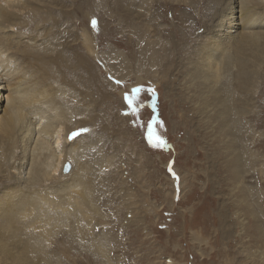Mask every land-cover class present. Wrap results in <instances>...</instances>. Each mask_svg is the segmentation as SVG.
<instances>
[{"label":"rangeland","instance_id":"1","mask_svg":"<svg viewBox=\"0 0 264 264\" xmlns=\"http://www.w3.org/2000/svg\"><path fill=\"white\" fill-rule=\"evenodd\" d=\"M235 1L20 3L0 264H264V0H243L251 37L217 38ZM36 125L62 134L32 143Z\"/></svg>","mask_w":264,"mask_h":264},{"label":"bare ground","instance_id":"2","mask_svg":"<svg viewBox=\"0 0 264 264\" xmlns=\"http://www.w3.org/2000/svg\"><path fill=\"white\" fill-rule=\"evenodd\" d=\"M210 1L212 2V5H219V3H218L219 0H218V2H217V0H210ZM21 2H23V0H0V105H1V113H2L1 119H5V120H7V119H9L15 115V113L17 111L16 110V108H17L16 104H17L19 99L21 100V94H20L21 91H19V90H20V87H22L23 83H24L23 82L24 78L19 73V68H18L17 64L14 63L15 61H17V60H15V58L17 59V57L14 58V56L18 53V50H17L18 41H15V39L12 37L14 33L11 31V28L16 25V18H17L16 16L19 14L18 12L20 11V9H23L22 7H20ZM245 2H247V1H245ZM245 2L243 0H237V2L235 1L234 5H235V7H237L238 11H237V13H235V15L233 14L234 16L227 15L224 18L219 17V19H216L213 27L215 28L214 31L216 33L215 35L217 38L218 37L223 38L224 40L228 39L230 41L234 38L233 37L234 34L240 28L243 30L242 31L243 35H245L247 37H251L253 35L254 32L252 33L251 30L253 27L259 25V23H260V21H258L259 20L258 12L261 10H258L259 7L256 4L253 3L252 5H248ZM249 3H250V1H249ZM188 6H189V8H187V9L190 12V14H194L195 9L197 7V2L193 3L192 5H188ZM261 13H262V11H261ZM203 15H206V14L204 13ZM191 21L189 18H186V22H184V23L190 24ZM164 50L166 51V49H164ZM162 54H163V52H162ZM214 56L206 55L204 57V59L211 62L215 58ZM167 57H165V58H167ZM162 58H163L162 55L154 54L153 58L150 61L152 62V60L154 59L155 60L154 62H156V64H160ZM204 59H203V61H204ZM237 61L235 59L233 61V63L231 62L232 67H234V68L238 67ZM117 78H121V80H122L123 77L117 76ZM129 87L130 88L128 89V91L131 92L134 90L133 89L134 87L133 88H131V86H129ZM41 116H43V115H41ZM40 123H42V122H40ZM38 125L40 126V124H38ZM0 127H1V125H0ZM70 133H71L70 131L68 134L66 133L67 136H65L63 143H66V144L71 143L72 144L74 142V141L69 142L70 139H68V136ZM22 134H23V132H22ZM61 134H62V130L59 127L58 128L56 127L51 132H46L43 130L40 131L39 127L37 126V127H32V128L24 130L23 137L29 135L30 139L32 140L31 141L32 143H33L32 137H34L35 141L40 139V138H42V139L43 138H51L56 143L58 141L59 137L61 136ZM52 144H53V142H52ZM56 155L57 154H55V156ZM59 159L60 158L57 157L54 160L55 162L52 165V171L53 172H57L58 169L61 168L62 162ZM52 161H53V159H52ZM65 163H67V162H65ZM65 163H64V165H65ZM64 165H63V167H64ZM63 167L61 170V174L63 171ZM70 171H72V170L70 169ZM85 200L87 201V199H84L83 201L85 202Z\"/></svg>","mask_w":264,"mask_h":264},{"label":"snow or ice","instance_id":"3","mask_svg":"<svg viewBox=\"0 0 264 264\" xmlns=\"http://www.w3.org/2000/svg\"><path fill=\"white\" fill-rule=\"evenodd\" d=\"M92 25H93V27L96 26V21H95V20L92 21ZM117 83H119V82H117ZM133 91H134V93H138V92L140 91V89H134ZM124 99H125V101H128V95H127V94H125ZM129 107H132L131 102H129ZM77 135H78V133H72V136L69 137V138L75 137V136H77ZM149 143H150L151 146L154 147V148H156V147H160V146H162V144H163L162 141H157L156 143H153L151 139H149Z\"/></svg>","mask_w":264,"mask_h":264},{"label":"water","instance_id":"4","mask_svg":"<svg viewBox=\"0 0 264 264\" xmlns=\"http://www.w3.org/2000/svg\"><path fill=\"white\" fill-rule=\"evenodd\" d=\"M70 169H71V165L67 162L65 163L64 167H63V171H62V174L63 175H66L70 172Z\"/></svg>","mask_w":264,"mask_h":264}]
</instances>
